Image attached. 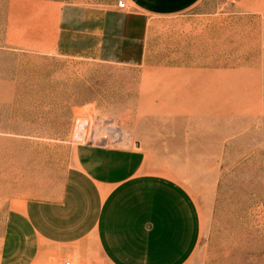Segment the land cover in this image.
I'll return each mask as SVG.
<instances>
[{"label":"crops","instance_id":"obj_1","mask_svg":"<svg viewBox=\"0 0 264 264\" xmlns=\"http://www.w3.org/2000/svg\"><path fill=\"white\" fill-rule=\"evenodd\" d=\"M125 1L0 0L4 182H26L20 142L60 138L43 111L56 109L42 99L49 59L137 68L140 108L161 119L152 146L79 143L61 176L37 172L34 195L7 212L0 264H186L201 214L181 181L149 167L151 150L209 172L264 150V0Z\"/></svg>","mask_w":264,"mask_h":264},{"label":"rangeland","instance_id":"obj_2","mask_svg":"<svg viewBox=\"0 0 264 264\" xmlns=\"http://www.w3.org/2000/svg\"><path fill=\"white\" fill-rule=\"evenodd\" d=\"M58 1L127 9L125 0ZM120 3L125 7L120 8ZM43 68L50 72L47 83L52 88L47 97L42 94V99L51 100L56 108L43 111L56 112L52 120L57 123L60 138L20 142L19 149L25 155L24 185L4 182L0 174V248L7 212L34 195L28 181L37 172L61 176L79 143L134 146L141 140L152 146L153 136L160 138L161 119L146 115L145 93L137 90L143 76L137 68L62 57L49 59ZM263 153L261 150L250 163L234 158L218 166L220 171L209 172L193 165L181 166L185 171H178L151 150L149 167L181 181L201 214V240L186 264H264Z\"/></svg>","mask_w":264,"mask_h":264},{"label":"built area","instance_id":"obj_3","mask_svg":"<svg viewBox=\"0 0 264 264\" xmlns=\"http://www.w3.org/2000/svg\"><path fill=\"white\" fill-rule=\"evenodd\" d=\"M119 7H120V8H124V7H125V3H120V4H119ZM66 264H69V263L66 262Z\"/></svg>","mask_w":264,"mask_h":264}]
</instances>
